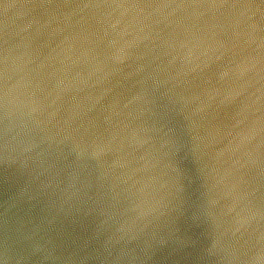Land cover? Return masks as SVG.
I'll return each mask as SVG.
<instances>
[{"label":"water","instance_id":"1","mask_svg":"<svg viewBox=\"0 0 264 264\" xmlns=\"http://www.w3.org/2000/svg\"><path fill=\"white\" fill-rule=\"evenodd\" d=\"M0 264H264V0H0Z\"/></svg>","mask_w":264,"mask_h":264}]
</instances>
